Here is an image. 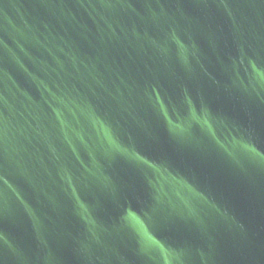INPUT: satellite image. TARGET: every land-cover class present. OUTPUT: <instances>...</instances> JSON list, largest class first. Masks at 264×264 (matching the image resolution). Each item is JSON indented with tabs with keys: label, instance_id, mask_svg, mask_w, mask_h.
Segmentation results:
<instances>
[{
	"label": "water",
	"instance_id": "95a60500",
	"mask_svg": "<svg viewBox=\"0 0 264 264\" xmlns=\"http://www.w3.org/2000/svg\"><path fill=\"white\" fill-rule=\"evenodd\" d=\"M0 40L6 264H264V0H0Z\"/></svg>",
	"mask_w": 264,
	"mask_h": 264
},
{
	"label": "snow or ice",
	"instance_id": "6c2138e0",
	"mask_svg": "<svg viewBox=\"0 0 264 264\" xmlns=\"http://www.w3.org/2000/svg\"><path fill=\"white\" fill-rule=\"evenodd\" d=\"M2 44L3 40H0V45ZM260 118L261 117H259V119ZM255 142L261 146V151H264V137H262L261 140ZM251 151L255 152L261 160H264V156L261 155V152H257L255 148H252ZM141 159L143 158L141 157ZM145 163H147V161H145ZM2 166L3 160H0V167ZM0 181L5 184L7 183V181L4 180L2 175H0ZM9 187H11V185H9ZM20 195L23 194L20 193ZM15 208L16 205H14L12 201L4 199L3 192L2 190H0V242H3L2 244H0V264H6V258H12L16 255L15 250L11 247V245L8 244V239H10V237L7 236V232L5 231L3 226L7 215L14 211ZM137 213L138 212L136 211L129 210L127 215L136 220L137 223H140L139 219L137 218ZM141 226L143 227V225ZM144 235L148 236V239L161 253L166 252V248L167 246H169V244L165 243L162 239L158 238V236L155 235L154 232L153 235L149 236L148 231L145 230ZM9 264H15V259L10 260ZM163 264H169L167 256L163 258Z\"/></svg>",
	"mask_w": 264,
	"mask_h": 264
}]
</instances>
